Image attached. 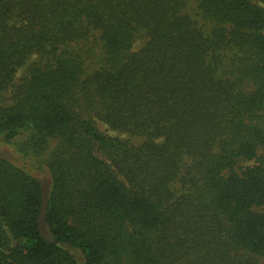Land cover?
Here are the masks:
<instances>
[{"label": "trees", "instance_id": "trees-1", "mask_svg": "<svg viewBox=\"0 0 264 264\" xmlns=\"http://www.w3.org/2000/svg\"><path fill=\"white\" fill-rule=\"evenodd\" d=\"M18 139L0 264H264V0H0Z\"/></svg>", "mask_w": 264, "mask_h": 264}, {"label": "rangeland", "instance_id": "rangeland-1", "mask_svg": "<svg viewBox=\"0 0 264 264\" xmlns=\"http://www.w3.org/2000/svg\"><path fill=\"white\" fill-rule=\"evenodd\" d=\"M141 41L137 40L134 45L133 49L136 50L141 46ZM19 75V74H18ZM97 128L99 131L105 133L107 136L110 137H119V138H126V135L119 134L117 132H113L111 130H108L104 125L101 123L97 124ZM20 143V139L14 141L10 144L0 143V157L8 160L13 165L25 168V170L34 178H36L42 187L43 190V196L46 197L48 194V191L50 189V178L48 175V171L46 168H44L42 165H38V161L36 159H33L34 157H29L30 160H22L23 158L21 154L18 152L17 145ZM39 227H40V233L42 237L46 240H50L49 233L46 229V226L43 222L42 215L39 220Z\"/></svg>", "mask_w": 264, "mask_h": 264}]
</instances>
